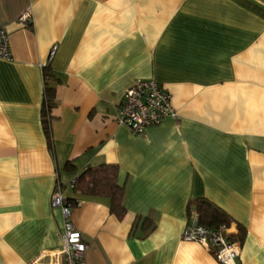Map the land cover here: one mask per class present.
I'll return each instance as SVG.
<instances>
[{
  "label": "crops",
  "instance_id": "0c3cea01",
  "mask_svg": "<svg viewBox=\"0 0 264 264\" xmlns=\"http://www.w3.org/2000/svg\"><path fill=\"white\" fill-rule=\"evenodd\" d=\"M0 26V264L60 245L57 187L86 264H220L182 238L198 198L230 217L236 264H264V0H0ZM139 78L175 116L134 134L116 113ZM100 164L116 166L121 218L109 197L70 187Z\"/></svg>",
  "mask_w": 264,
  "mask_h": 264
},
{
  "label": "built area",
  "instance_id": "2783aa9c",
  "mask_svg": "<svg viewBox=\"0 0 264 264\" xmlns=\"http://www.w3.org/2000/svg\"><path fill=\"white\" fill-rule=\"evenodd\" d=\"M17 21L24 25L31 22L30 13L23 12ZM54 53V46L49 51L48 59ZM0 58L10 59L8 34L0 26ZM167 115L175 116L170 94L153 79H136L123 94V101L116 113L117 122L128 127L134 134L142 133L144 128L154 125ZM71 180L70 187H73ZM51 205L60 208L63 217L62 237L59 246L40 251L24 264H86L84 251L86 244L81 233L71 221L72 202L57 187L51 195ZM225 228H209L197 223V216L182 231V238L194 240L207 246L220 264H236L239 242L229 238Z\"/></svg>",
  "mask_w": 264,
  "mask_h": 264
},
{
  "label": "trees",
  "instance_id": "16d2710c",
  "mask_svg": "<svg viewBox=\"0 0 264 264\" xmlns=\"http://www.w3.org/2000/svg\"><path fill=\"white\" fill-rule=\"evenodd\" d=\"M55 80L48 72L45 73L44 101H43V124L46 128L49 121V111L54 106ZM116 166L111 164H100L96 167H87L75 177L73 188L81 193L91 195H105L110 198V210L121 218L125 208L122 202L123 187L116 179ZM197 223L209 228H226L230 223V217L219 207L209 200L198 198L192 202ZM243 230L239 228V234Z\"/></svg>",
  "mask_w": 264,
  "mask_h": 264
}]
</instances>
